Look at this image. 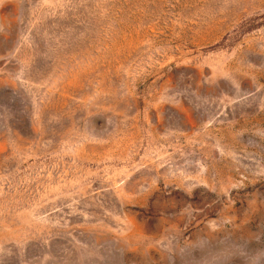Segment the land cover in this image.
I'll return each mask as SVG.
<instances>
[{
  "label": "rangeland",
  "instance_id": "374dc122",
  "mask_svg": "<svg viewBox=\"0 0 264 264\" xmlns=\"http://www.w3.org/2000/svg\"><path fill=\"white\" fill-rule=\"evenodd\" d=\"M0 264H264V0H0Z\"/></svg>",
  "mask_w": 264,
  "mask_h": 264
}]
</instances>
